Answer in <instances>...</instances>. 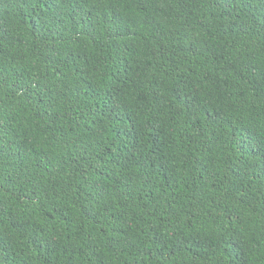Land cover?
Here are the masks:
<instances>
[{
  "label": "trees",
  "instance_id": "1",
  "mask_svg": "<svg viewBox=\"0 0 264 264\" xmlns=\"http://www.w3.org/2000/svg\"><path fill=\"white\" fill-rule=\"evenodd\" d=\"M0 264H264V0H0Z\"/></svg>",
  "mask_w": 264,
  "mask_h": 264
}]
</instances>
